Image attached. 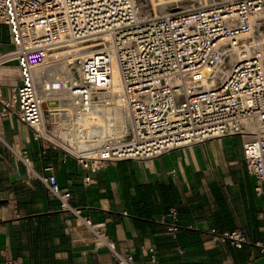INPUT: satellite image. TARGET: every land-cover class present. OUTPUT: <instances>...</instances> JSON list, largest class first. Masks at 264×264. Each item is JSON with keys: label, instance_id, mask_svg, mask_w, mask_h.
Wrapping results in <instances>:
<instances>
[{"label": "built area", "instance_id": "obj_1", "mask_svg": "<svg viewBox=\"0 0 264 264\" xmlns=\"http://www.w3.org/2000/svg\"><path fill=\"white\" fill-rule=\"evenodd\" d=\"M0 22L8 25L13 46L0 54V64L15 61L20 80L8 98H0V116L13 114L28 125L40 155L51 147L74 159L88 185V172L104 162L153 158L238 134L253 193L264 199V0H220L162 14H147L137 0H0ZM58 63L75 67L74 76L36 72ZM57 93L75 114L96 105L123 107L126 135L75 147L70 129L66 138L57 131L58 110L45 117L42 109ZM18 157L58 209L89 230L93 246L107 248L116 264H140L117 249L104 222H93L71 203L52 166L37 173L25 153ZM258 216L264 218V207ZM160 220L175 238L177 209L170 207ZM210 235L235 248L253 246L264 257V238L249 239L241 228ZM175 250L184 256L181 246ZM148 252L160 264L154 248ZM3 264L17 263L6 258Z\"/></svg>", "mask_w": 264, "mask_h": 264}, {"label": "crops", "instance_id": "obj_2", "mask_svg": "<svg viewBox=\"0 0 264 264\" xmlns=\"http://www.w3.org/2000/svg\"><path fill=\"white\" fill-rule=\"evenodd\" d=\"M8 25L0 22V54L12 49ZM20 84L15 61L0 64V98ZM227 135L177 147L145 159L107 161L86 173L72 158L40 143L31 128L13 114L0 116V264H116L109 250L95 247L89 230L47 195L19 155L42 173L52 166L58 183L71 193V203L93 222H104L117 249L140 264H264L248 244L235 248L211 239V230L241 228L249 239L264 238V199L253 193L254 179L246 171L242 138L235 145ZM170 207L178 211L179 230L173 238L160 220ZM185 252L180 257L175 246Z\"/></svg>", "mask_w": 264, "mask_h": 264}, {"label": "bare ground", "instance_id": "obj_3", "mask_svg": "<svg viewBox=\"0 0 264 264\" xmlns=\"http://www.w3.org/2000/svg\"><path fill=\"white\" fill-rule=\"evenodd\" d=\"M154 1H158L159 4H162V3L164 4V3L175 2L178 0H154ZM197 1H200V0H186V2H197ZM139 3H140L139 5L141 6V8L147 14L156 12L154 9H152V6H154L153 0H139ZM167 10L171 11L172 9L169 10L167 8ZM168 11H163V12H168ZM39 70L49 76L55 75V76L60 77L61 75L64 76L65 74L74 76L73 71H75V67H67L65 63H58V64H51L49 66H46L45 68L38 69L36 70V72H38ZM59 95L60 94L58 93L53 94L52 96L49 95L43 101L42 109L44 111V114L46 115L45 117H47V114L49 111L59 110L58 109L59 107H63V106H59V107L57 106V105H60V103L57 104L56 102L57 99H61ZM50 101H55V103L54 102L49 103ZM68 107L70 109L72 108L71 105ZM109 107L111 106H106V105L91 106L89 109H87L83 113L75 114V118H74L75 122L78 125L85 126L84 128L80 127V130L77 131L78 142L80 143L75 144V147L77 148L93 147L105 141H117L119 140V138L126 135L125 131H126L128 120L126 121V124L124 126L123 125L124 123L121 122V120L119 121V119L122 117L120 115L121 114L120 110L118 109L119 107L113 106L110 109ZM60 118H61L60 119V127H61L62 122L65 121L64 115L62 113L60 114ZM116 124L118 125L119 128L122 129L121 132L118 131L119 134H117L118 132H116V128H118ZM69 128H71V126L67 127V129L61 127L63 131L67 130L68 132H69ZM71 131L74 137L73 130L71 129ZM68 132H67V135L69 134Z\"/></svg>", "mask_w": 264, "mask_h": 264}, {"label": "rangeland", "instance_id": "obj_4", "mask_svg": "<svg viewBox=\"0 0 264 264\" xmlns=\"http://www.w3.org/2000/svg\"><path fill=\"white\" fill-rule=\"evenodd\" d=\"M217 1H220V0H200V1H197V2H186V0H178V1H175V2H170V3H162V4H159V2L158 1H154L153 0V5L154 6H152V9H154L156 12H158V10H159V12L158 13H154V14H162V12L163 11H168L167 10V8L169 9V10H171V11H177V10H184V9H188V8H191V7H196V6H202V5H209V4H212V3H215V2H217ZM137 2L139 3V0H137ZM196 3V4H195ZM140 4V3H139ZM164 9H166V10H164ZM161 12V13H160ZM169 12V11H168ZM163 13H166V12H163ZM61 76H63V75H61ZM59 97L61 98V99H57V104H59L60 103V105H57L58 107L59 106H63V107H59L58 109V111L56 112L57 114V116H58V123H57V126H59V127H57L58 128V133L62 136V138L64 137V136H67V130H64L63 131V129H61V127L62 128H65V129H67V127H69V126H71V128H69L70 129V136H71V139L70 140H72V131H71V129L73 130V133H74V138L76 139V144H78V143H80V142H78V137H77V131H79L80 130V127H82V128H84L85 126L84 125H78L76 122H75V120H74V118H75V113H73L71 110L72 109H70L68 106H70V101H67V100H65L64 99V97L63 96H61V95H59ZM51 102H54L55 103V101H50L49 103H51ZM47 103V102H46ZM108 106H111V107H113V106H116V105H108ZM111 107H109V109L111 108ZM117 107V106H116ZM119 108V110H120V115L122 116L120 119H119V121L121 120V122H123L124 124V126H125V124H126V121H127V116H126V112H125V110H123V107H121V106H118ZM70 110V111H64V110ZM61 110V111H60ZM63 110V111H62ZM63 114L64 115V120L65 121H63L62 122V124H61V127H60V114ZM124 116V117H123ZM124 118V119H123ZM89 119V118H88ZM123 120V121H122ZM116 126L118 127V125L116 124ZM121 128H116V132H121ZM62 131V132H61ZM119 132L117 133V134H119ZM68 137V136H67ZM64 138H66V137H64ZM240 137H239V135H236V136H234V137H232V138H230L228 141H229V143L231 144V145H235L236 143H237V140L239 139ZM73 141V140H72Z\"/></svg>", "mask_w": 264, "mask_h": 264}, {"label": "water", "instance_id": "obj_5", "mask_svg": "<svg viewBox=\"0 0 264 264\" xmlns=\"http://www.w3.org/2000/svg\"><path fill=\"white\" fill-rule=\"evenodd\" d=\"M4 201H6V200H1V199H0V204H1L2 202H4Z\"/></svg>", "mask_w": 264, "mask_h": 264}]
</instances>
